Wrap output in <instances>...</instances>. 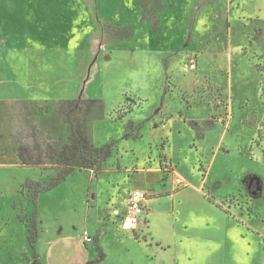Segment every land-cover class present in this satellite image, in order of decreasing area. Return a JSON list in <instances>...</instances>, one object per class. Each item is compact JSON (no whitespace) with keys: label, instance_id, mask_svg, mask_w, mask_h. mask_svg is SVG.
<instances>
[{"label":"rangeland","instance_id":"374dc122","mask_svg":"<svg viewBox=\"0 0 264 264\" xmlns=\"http://www.w3.org/2000/svg\"><path fill=\"white\" fill-rule=\"evenodd\" d=\"M162 1L154 32V0L145 13L138 0H31L27 42H7L0 63V264H25L3 250L22 185L54 174L69 141L59 107L77 99L101 101L87 134L113 147L97 173L41 194L43 264H264V0ZM135 191L148 197L139 230L122 233ZM84 230L103 245H81Z\"/></svg>","mask_w":264,"mask_h":264},{"label":"trees","instance_id":"16d2710c","mask_svg":"<svg viewBox=\"0 0 264 264\" xmlns=\"http://www.w3.org/2000/svg\"><path fill=\"white\" fill-rule=\"evenodd\" d=\"M147 0H139V4L145 13V2ZM155 11L161 8L159 0H154ZM153 26L156 29V21ZM98 112L103 111V105L100 100H66L62 101L59 111L63 117L64 123L67 125L69 132V141L65 144L58 153H54V164L57 168L50 178L30 180L27 179L22 186V191L28 199V203L32 208L30 216L26 220V239L31 251V263L42 264L38 259L35 245L37 241V227H36V211L37 200L39 195L48 192L59 186L68 176L77 170H90L98 172L102 169V165L111 155L112 145L105 144L102 146H95L89 139L87 134V123L90 115L94 110ZM192 126H196L192 124ZM23 148H19L18 157L22 163L27 164V159L24 158ZM32 164H41L38 157ZM247 187V186H246ZM261 194V193H260ZM259 192L255 196L260 195ZM210 201V199H207ZM96 245L97 239H96ZM100 256L101 250L99 249Z\"/></svg>","mask_w":264,"mask_h":264},{"label":"crops","instance_id":"0c3cea01","mask_svg":"<svg viewBox=\"0 0 264 264\" xmlns=\"http://www.w3.org/2000/svg\"><path fill=\"white\" fill-rule=\"evenodd\" d=\"M213 1H216V0H213ZM138 2H139V0H138ZM159 2H160V0H159ZM160 5H161L160 9L155 11V6H154V9H153L154 12L152 14H149V15L147 14L148 19L142 18L143 19L142 21L149 20L151 22L150 24H151V27H152L154 32H156V30H157V32L159 31L158 26L160 28V21L158 19V14L160 11L164 10L163 1H162V3L160 2ZM32 8H33V5L31 3V0H0V63L2 62V66H4V62H5L4 50H5V46H6L7 42H14V43L27 42V34H25L23 32V27H26L28 25V22L30 20L29 18H31L30 12L32 11ZM200 9L201 8L199 7V8L194 9V11L197 12ZM156 13H158L157 18L155 17ZM155 21H156V27H157L156 29L153 28V26L155 25L154 24ZM11 25H13V26L11 27ZM230 26H231V24L228 23V26H227L228 39H229ZM189 37L191 40V35ZM27 85L28 84L25 83V87ZM197 191H201V189L197 188ZM40 196L41 195H39L38 200H37L36 227H37L38 236H37V241H36V245H35V250H36L38 259L42 263L41 256L39 254V245L41 243V240L43 239V236L47 233V230H46V223L41 219L42 212H41V209L39 206ZM25 201H26V208H24V216L21 220L18 221V225H19V228H17L18 229V237L10 240V242H12L11 245H9L8 247L7 246L4 247L3 250H5L6 248H9L10 250L12 249L14 253H17L23 259L25 264H29V263H31V251H30L27 239H26L25 224H26V220L30 216V214H28L25 211L27 210V207L30 205L28 203V199L26 196H25ZM0 211H1V207H0ZM109 216L111 218L113 217L112 219H115V220L120 219V212L117 209H114L111 211V214ZM15 220L17 221V219H15ZM120 222L123 225L117 226L116 223L114 222L113 226L116 227L115 228L116 230L118 229L122 233H124V230L130 229V227L132 226V225L128 224V221L126 220V214H124L123 217H121ZM136 225H138V224H134L133 227H131V229H136L135 231L139 230V228H138L139 225L137 227H135ZM3 234H4V231L0 230V236H2ZM75 236H76V238H79V242H80L81 233L78 236L77 235H75ZM131 237H132V235H130L128 239H132ZM92 238L95 241V243H96V239H97V244L100 245V247L103 245L102 244L103 235H101L99 233V231H97V237L96 238L92 237ZM49 239L52 240L53 242H61L63 239H65L64 241H66L68 239V237H67V233H65L64 230H62L59 232L56 231L54 237L49 238ZM72 239L75 240V238H73V237H72ZM132 240H134V239H132ZM48 241L49 240L44 242L46 246H49ZM52 241H50V242H52ZM17 246L22 248L23 253H21V251H18L16 249ZM49 247H51V246H49ZM100 250L102 252H104V250H102V249H100ZM29 252H30V254H29ZM103 254H104L103 258H105L106 254L105 253H103ZM86 261H87L86 264L91 263V262H88V260H86Z\"/></svg>","mask_w":264,"mask_h":264},{"label":"built area","instance_id":"2783aa9c","mask_svg":"<svg viewBox=\"0 0 264 264\" xmlns=\"http://www.w3.org/2000/svg\"><path fill=\"white\" fill-rule=\"evenodd\" d=\"M195 66L191 65L190 69H194ZM174 185L177 188L185 187L183 180L177 176L174 180ZM148 200L147 195L142 191L133 192L127 199L126 202V220L129 225L136 224V221L144 213L145 204ZM93 242L92 236L88 231H83L80 236V243L83 246L91 244Z\"/></svg>","mask_w":264,"mask_h":264}]
</instances>
